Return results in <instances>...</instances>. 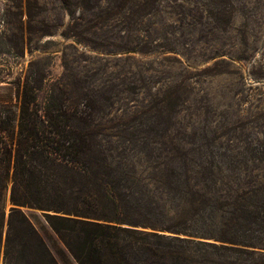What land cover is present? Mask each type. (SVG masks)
I'll return each instance as SVG.
<instances>
[{"label":"rangeland","instance_id":"rangeland-1","mask_svg":"<svg viewBox=\"0 0 264 264\" xmlns=\"http://www.w3.org/2000/svg\"><path fill=\"white\" fill-rule=\"evenodd\" d=\"M207 5L0 0V110L17 119L25 82L40 104L57 87L83 91L113 166H160L169 161L156 154L178 148L213 155L235 189H264V0H231L223 25L207 17ZM143 7L151 12L136 17ZM9 192L10 184L6 218ZM23 210L52 243L42 213Z\"/></svg>","mask_w":264,"mask_h":264},{"label":"trees","instance_id":"trees-1","mask_svg":"<svg viewBox=\"0 0 264 264\" xmlns=\"http://www.w3.org/2000/svg\"><path fill=\"white\" fill-rule=\"evenodd\" d=\"M205 1L210 20L229 22L231 0ZM149 12L143 7L136 17ZM17 99V119L0 110L2 264L263 260L257 250L264 248L262 187L235 189L225 181L229 176L213 167V155L178 148L158 152L169 161L160 166H113L112 153L100 147L86 92L57 87L40 104L25 82ZM9 184L12 206L6 218ZM23 208L42 213L55 235L52 243Z\"/></svg>","mask_w":264,"mask_h":264},{"label":"water","instance_id":"water-1","mask_svg":"<svg viewBox=\"0 0 264 264\" xmlns=\"http://www.w3.org/2000/svg\"><path fill=\"white\" fill-rule=\"evenodd\" d=\"M12 206V205H11ZM7 216V215H6Z\"/></svg>","mask_w":264,"mask_h":264}]
</instances>
